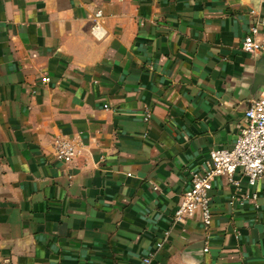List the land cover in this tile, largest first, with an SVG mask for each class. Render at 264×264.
Segmentation results:
<instances>
[{
    "label": "crops",
    "instance_id": "0c3cea01",
    "mask_svg": "<svg viewBox=\"0 0 264 264\" xmlns=\"http://www.w3.org/2000/svg\"><path fill=\"white\" fill-rule=\"evenodd\" d=\"M250 9L264 16L261 0H0V264H264V174L233 175L257 207L214 179L208 253L198 212L173 221L189 171L264 92L263 53L240 48ZM56 135L80 141L73 162Z\"/></svg>",
    "mask_w": 264,
    "mask_h": 264
},
{
    "label": "built area",
    "instance_id": "2783aa9c",
    "mask_svg": "<svg viewBox=\"0 0 264 264\" xmlns=\"http://www.w3.org/2000/svg\"><path fill=\"white\" fill-rule=\"evenodd\" d=\"M261 1L264 2V0ZM250 14L254 16V20L242 38L240 48L244 53H264V16L258 14L255 9H250ZM101 17V10H97L93 15L90 31L96 39H101L104 35L99 21ZM48 82V76L44 75L40 78L41 84L45 85ZM149 117L150 113L147 111L144 119L148 120ZM81 148L80 141L74 138L64 135H56L52 138L53 156L64 163L73 162L80 155ZM236 171L246 178L249 186H255L264 174V92L249 100L244 111V121L234 143L230 147L212 148L209 151L206 166L189 171L190 186L179 199L173 221L183 222L197 212L200 214L205 232L202 247L204 253L209 251V231L212 222L210 191L217 176H226L234 184L235 191L231 195V203L242 204L245 201H251L256 207L258 206L255 191L252 193L240 191L239 180L233 177ZM167 236L168 231H165L163 238L155 243L156 249L162 247ZM154 254L155 251L150 252L144 258V262L148 263Z\"/></svg>",
    "mask_w": 264,
    "mask_h": 264
},
{
    "label": "water",
    "instance_id": "95a60500",
    "mask_svg": "<svg viewBox=\"0 0 264 264\" xmlns=\"http://www.w3.org/2000/svg\"><path fill=\"white\" fill-rule=\"evenodd\" d=\"M263 55H264V53H263Z\"/></svg>",
    "mask_w": 264,
    "mask_h": 264
}]
</instances>
